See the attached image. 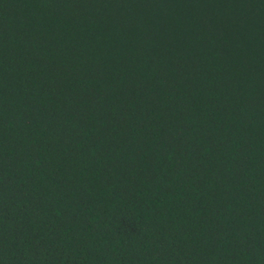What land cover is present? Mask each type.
I'll list each match as a JSON object with an SVG mask.
<instances>
[{"label": "trees", "instance_id": "16d2710c", "mask_svg": "<svg viewBox=\"0 0 264 264\" xmlns=\"http://www.w3.org/2000/svg\"><path fill=\"white\" fill-rule=\"evenodd\" d=\"M0 264H264V0H0Z\"/></svg>", "mask_w": 264, "mask_h": 264}]
</instances>
